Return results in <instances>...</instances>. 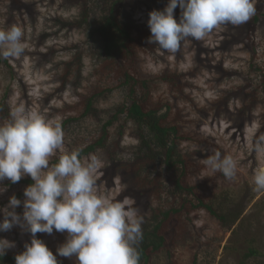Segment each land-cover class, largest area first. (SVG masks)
<instances>
[{
    "label": "rangeland",
    "instance_id": "374dc122",
    "mask_svg": "<svg viewBox=\"0 0 264 264\" xmlns=\"http://www.w3.org/2000/svg\"><path fill=\"white\" fill-rule=\"evenodd\" d=\"M128 1H130V5L126 7L128 22L138 29L136 36L143 38L148 48L152 49L151 53L139 55L142 73L150 77L162 71L186 74L184 81L192 84V88L186 90V95L190 98L188 101L175 98L169 92L171 91L169 87L164 84H159V89L153 95V102L163 99L175 106L173 117L177 112L180 113L179 125L183 134L189 138L180 144L182 157L188 161L189 184L198 186L197 191L200 195L207 199V202L215 203L217 208L233 207L235 210L243 211L242 222H237L230 229L222 226L203 209L182 213L168 221L164 227L168 247L152 254L145 264H237L242 253L247 250L248 244L236 242L235 232H239L244 239L246 233L250 238L254 235L259 241L256 243L257 247L264 252V192L253 191L252 183L254 171L258 166L264 165V159H259L251 151L253 132L256 136L264 134V93H261V88L258 87V101L251 107L243 92L248 83L247 75L255 81L254 88L259 86L262 76L261 72L255 71L256 67L261 68L264 74V16L258 23H253V18L264 12V0H254L255 15L247 23L239 26L230 24L220 26L203 40H196V43L188 38L181 42L180 48L174 53L161 50L158 45L149 44V36L146 37L148 33L151 36L147 24L149 13L153 10L162 11L168 0ZM28 2L34 4L35 9L32 12L37 13L33 23L19 19L17 11L12 10L10 6L7 7L11 5L8 0H0V30H7L14 25L21 27L25 43V52L20 57L0 58V104L7 95L10 111L18 105H24L25 108L38 111L47 118L62 122L68 114L77 116L78 112L74 111L73 107L79 102V97L93 94L96 89L94 85L97 80L90 78L91 63L86 61L80 88L67 92L58 90L60 84L57 83L55 71L57 63L69 58L65 48L82 43L86 37L80 32L62 31L58 36L41 43V33L50 26L47 24L50 20L47 18L49 13L59 12L63 18H71L78 10L61 12L59 2L62 0H56L52 9L49 7L43 9L47 2H51L50 0L44 1L41 6H37L40 4L38 0ZM180 10L179 6L174 10L177 22L181 16ZM248 24L246 28L245 25ZM147 29L148 33L144 36L143 31ZM247 33L251 41H248ZM252 42L257 49L255 54L252 53ZM223 45L226 48L229 45V49L221 50ZM50 49L58 51V57L53 63H45L39 57ZM226 71L229 72V77ZM102 84L108 88L116 87L109 78L108 80L105 78ZM104 86L100 89H104ZM235 92L240 94L235 95ZM222 96L229 100L228 104H225L223 109L217 107L213 109V103ZM100 99L99 107L110 109L123 98L114 92L111 96L107 94ZM98 127L99 121L90 118L81 125L82 129L75 130V134L64 136L63 148L50 158V166L58 161L62 153L75 150L76 139L95 138ZM132 132L131 129L126 131L123 142L127 151L137 143ZM213 150L220 151L223 155H232L236 159L237 173L234 179L229 180L220 172L213 173L204 165V159L211 155ZM96 156L103 162V166L96 174L98 191L114 201L128 199L133 207L140 209L136 206L139 200L134 189L123 185L118 178L120 176L105 173L106 163L103 160L105 152L100 151ZM30 178L26 175L15 184L8 179L0 182V187L5 188V191L0 193V208L6 207L9 198L15 195L22 202L15 210L22 216L24 189L29 186L23 180ZM138 212L140 214V210ZM2 219L3 213L0 212V220ZM67 235V232L54 230L52 234L37 233L36 237L57 255L56 250L66 241ZM0 239H6L14 245L6 249L8 254L17 255L25 250V243L31 242V234L19 226H14L9 231H0ZM57 260L63 264H76L75 257L57 255Z\"/></svg>",
    "mask_w": 264,
    "mask_h": 264
},
{
    "label": "trees",
    "instance_id": "16d2710c",
    "mask_svg": "<svg viewBox=\"0 0 264 264\" xmlns=\"http://www.w3.org/2000/svg\"><path fill=\"white\" fill-rule=\"evenodd\" d=\"M28 1L8 0L11 5L7 4V7L16 10L19 19L33 23L37 13L32 12L35 9L34 4ZM44 1L46 0H38L40 4L37 6H41ZM50 1L43 9L47 7L52 9L56 0ZM129 5L128 0H62L59 2L61 12L68 13L74 9L78 12L71 18H63L59 12L49 13L47 18L50 20L47 24L50 26L41 33V43L58 36L62 31L80 32L86 37L82 43L65 48L69 58L60 60L55 70L57 83L60 84L58 90L62 92L76 91L80 88L86 61L91 63L90 78L97 80L94 85L95 92L81 95L79 102L73 107L74 111L78 112L77 116L68 114L61 122L64 136L75 134V130L82 129L81 125L90 118L99 121L97 136L89 140L76 139L75 142L78 143L74 142L77 147L73 151H79L81 158H88L104 151L105 173L120 176L118 178L122 184L134 189L138 195L139 201L136 206L140 207L138 210L144 218L143 239L138 245L139 264H145L152 254L168 247L164 227L168 221L182 213L203 209L222 226L230 229L237 222H242L243 211L235 210L233 207L217 208L215 203L207 202V199L200 195L197 191L198 186L189 184L188 161L183 159L180 147L181 142L189 138L183 134L179 125L180 113L177 112L173 117L175 106L163 99L153 102V95L159 89L158 85L164 84L169 87L171 90L169 92L175 98L188 101L190 98L186 95V90L192 88V84L184 81L186 74L162 71L150 77L142 73L139 55L151 53L152 49L148 48L143 38L136 36L138 29L128 22L126 7ZM262 16L264 12L258 13L253 18V23H258ZM248 26L249 24L245 25L246 28ZM143 32L145 36L148 29ZM148 36L150 37L149 33L146 37ZM246 37L251 41L248 33ZM190 39L196 43L195 39ZM251 46L252 53L255 54L257 49L254 42ZM227 49L229 45L227 48L224 45L221 48ZM57 53L58 51L50 49L41 54L39 59L45 63H53L58 57ZM254 54L252 61L255 60ZM255 71L261 72L262 80L259 81V86L254 88L255 81L247 75L246 89L242 87L251 107L258 101V87L261 88V93H264L263 71L259 67H256ZM226 75L229 77V72ZM105 78L113 81L116 87L104 86L102 82ZM102 86L104 89L101 90ZM114 92L122 96L121 102L110 109L100 108V98L107 94L111 96ZM238 94L240 93L235 92V95ZM7 97L5 95L0 104V123L10 118ZM228 101L222 96L213 103V109L216 107L223 109ZM129 129L133 131L137 143L127 151L123 142ZM23 181L28 185L33 183L31 178ZM234 237L236 242L248 244L247 250L242 253L237 264H264V260L261 259L264 258V252L257 247L256 243L259 241L254 235L250 238L246 233L244 239L239 232H235ZM15 256L5 252V255L0 257V264H16Z\"/></svg>",
    "mask_w": 264,
    "mask_h": 264
},
{
    "label": "clouds",
    "instance_id": "9594fccd",
    "mask_svg": "<svg viewBox=\"0 0 264 264\" xmlns=\"http://www.w3.org/2000/svg\"><path fill=\"white\" fill-rule=\"evenodd\" d=\"M177 6L181 9L179 22L174 18ZM255 11L254 0H168L162 11L149 13L148 43L174 53L182 41L203 40L223 25H243ZM24 52L21 27L0 30V58L20 57ZM252 136L251 151L264 159V134L256 136L253 132ZM63 143L59 120L24 105L16 106L10 118L0 123V182L8 179L16 183L26 175L33 181L24 189L22 216L15 210L22 203L15 195L0 208V231L19 226L31 234V242L15 256L16 264H59L57 255L75 257L76 264H139L143 216L128 199L114 201L98 191L96 174L103 166L98 156L81 158L79 151L62 153L50 166V158ZM203 162L213 173L220 172L229 180L236 177L237 161L232 155L213 150ZM252 183L253 191L264 192V165L255 169ZM4 191L0 187V193ZM54 230L68 234L57 255L36 237L37 233L52 234ZM13 246L0 239V257Z\"/></svg>",
    "mask_w": 264,
    "mask_h": 264
}]
</instances>
